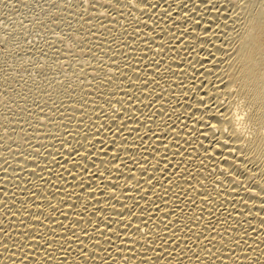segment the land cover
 I'll list each match as a JSON object with an SVG mask.
<instances>
[{"label":"bare ground","instance_id":"bare-ground-1","mask_svg":"<svg viewBox=\"0 0 264 264\" xmlns=\"http://www.w3.org/2000/svg\"><path fill=\"white\" fill-rule=\"evenodd\" d=\"M90 2L63 97L0 109V264H264V0Z\"/></svg>","mask_w":264,"mask_h":264},{"label":"rangeland","instance_id":"rangeland-1","mask_svg":"<svg viewBox=\"0 0 264 264\" xmlns=\"http://www.w3.org/2000/svg\"><path fill=\"white\" fill-rule=\"evenodd\" d=\"M90 1L91 0H0V26H1L0 34L5 31L6 33L4 34H7V35L3 34V37L6 36L10 38L9 35L12 33L10 39L13 40V42H11L12 40L10 41L13 44H10L8 42H7L8 44L4 43L3 41L4 38H2V41H0L1 43L0 44V57H2L0 58V73H3L2 74L3 78L0 74L1 76L0 83L1 84L5 83L3 86H1L0 84V87L2 89L4 88L6 90L8 89V92H6V90L3 91L0 88V91L7 93V95L6 93H3V96L0 95V100L4 101L0 103V109L1 110L4 109L2 112V115L4 116L3 118H5L4 119L5 126L8 125V123L10 125L12 123V120H14L15 118L17 119L18 117L20 118L21 116L26 117L25 118L27 120L26 122H29V120H33L31 116L29 117L27 115H30V113L32 112L31 110L33 111L37 110L35 109V107L37 108L38 106L41 107L40 109L38 107L40 111H35V113L44 112L47 109L48 110L46 111V113H48L50 108H52L53 106L52 103L55 104L54 102L56 101L55 99H52L53 101H51L50 98H54V96H57L56 99L59 100L60 98L63 97L61 95H63L65 92L62 93V90L66 88V86L64 88L61 87L63 86L62 80H64L63 78H65L64 76L65 74L63 75V73L68 72L67 68L69 70V67H70L69 64H72L74 60H77L80 58V55H78V53H76L75 51L79 52L80 51L79 49L82 47V45L83 47L84 45H86V47H90V48H86V52H89L91 49H93V47H91L92 46L91 44L90 45L89 43L87 44V42H90V38L88 35H91V33L89 32V30L93 32L92 30L94 29V28L91 29V26L89 25L94 21L95 18L98 21H100V19L101 20L103 19V17H101L97 13L95 15L96 16L98 15L99 18L93 15L95 13L94 9L92 10L94 12L90 11L92 8L96 6L94 3L91 4ZM92 15L94 18H92ZM84 17L85 19L92 18V20L85 21ZM77 20H80V21L77 22ZM79 23L81 25H79ZM92 25H93L92 27H94V22L92 23ZM15 26H17V28L19 29L15 28ZM84 26L86 28H84ZM78 27L79 29L74 30L75 28H78ZM8 28L13 29L16 32H8V31H12V30H9ZM70 29L74 33L73 35L75 36L77 35L76 37L70 34L71 33ZM76 31H77V34H76ZM85 31L87 35L84 33ZM70 35L73 37H71ZM79 35L81 36V38L83 36V38L82 39L80 37L78 38ZM84 37L85 38L87 37V40L82 41L83 39H85ZM9 38H6V39H9ZM6 41H9V40H6ZM82 42H85V43H82ZM3 44L6 46L10 44L9 46L10 48L11 46L12 47L14 46V48L9 49L11 53L7 50L8 47L6 48V46L4 47L2 46ZM77 45L78 46L81 45V46L78 47ZM76 47L77 49L75 50ZM5 51H7L6 52L7 54H5ZM9 55L11 59L9 58ZM11 55L13 56L11 57ZM77 55L79 57L76 58ZM55 58H57L58 61L60 60L62 64H60ZM11 60H16L18 62H14ZM68 60H70L71 63ZM9 61L11 62L9 63ZM7 63H9L10 65L11 63H14V64L18 63V65H21V66H19V69L17 68L18 65L16 67L15 66L12 67L13 68L12 69L11 67H7L8 66ZM51 64H55V67H56L55 70H53L54 68L51 67V66L54 67V65H51ZM9 68L11 69V71H8L10 70ZM13 70H15V72ZM49 70L53 72H48ZM45 72L46 73L48 72V74H46ZM12 73L13 74L15 73L16 75L14 79H13L14 76ZM50 75L52 76L50 77ZM58 75L62 78H59ZM33 76H35V78ZM43 76H46L48 80L50 81L55 79L54 80L55 82L52 81L53 83H51L50 81L45 79V77L43 78ZM7 77L8 78L10 77V78L8 79ZM36 77H38L39 79H37ZM41 77H42V80L40 79ZM56 77H58L59 80L58 78L56 80ZM35 79L40 80L38 81V84L40 86L36 83ZM66 79L67 78H65V80ZM9 80H11L12 82ZM32 81H34L35 84L32 83ZM49 82L52 85H50ZM59 83H60V86H59ZM55 85H57L56 87H58L59 90L55 89ZM49 88L50 89L52 88L53 92L51 91L52 89L49 90ZM55 90L57 92L56 94H59V96L54 94ZM47 91H49V93H47ZM43 92L45 93L44 94L45 97L46 96L48 97V95L51 94L50 98H45L47 99L45 100L43 97L44 95H42ZM52 94H53V97H52ZM5 95L6 97L9 95L7 98L5 97L7 100L4 98ZM38 98H40V100L42 99L41 103L38 101ZM43 102L45 103L51 102V104L46 105L47 103L45 104ZM3 103L6 104L4 105L5 108H1ZM44 104L46 106L43 108ZM25 105H27L28 108ZM21 108H24L23 112ZM27 111L29 114H26ZM17 114L21 116H18ZM15 115L17 117H15ZM6 116H8L7 117L8 119L6 118ZM9 116H14L15 118L14 117L9 118ZM27 118H32V119H27ZM5 126H4V129H8V127L5 128ZM9 131H10V136H7V137L9 138L13 137L11 138L12 142L15 140L13 144L17 143L16 141H18L17 138L14 139L15 137H18L19 141L23 140L21 138L22 134H20L19 132H16V130H9ZM12 132H13V135H12ZM17 134L18 136H16Z\"/></svg>","mask_w":264,"mask_h":264}]
</instances>
